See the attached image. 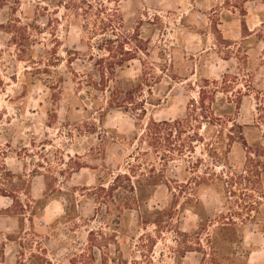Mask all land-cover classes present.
Returning a JSON list of instances; mask_svg holds the SVG:
<instances>
[{
  "label": "rangeland",
  "instance_id": "rangeland-1",
  "mask_svg": "<svg viewBox=\"0 0 264 264\" xmlns=\"http://www.w3.org/2000/svg\"><path fill=\"white\" fill-rule=\"evenodd\" d=\"M202 90L193 154L147 143ZM263 107L264 0H0V264H264Z\"/></svg>",
  "mask_w": 264,
  "mask_h": 264
},
{
  "label": "trees",
  "instance_id": "trees-1",
  "mask_svg": "<svg viewBox=\"0 0 264 264\" xmlns=\"http://www.w3.org/2000/svg\"><path fill=\"white\" fill-rule=\"evenodd\" d=\"M109 25L107 22H104L103 20H101V26L100 27H96L94 26V28H92V34H96L98 30H105L108 29ZM108 42V44H111L110 40H106ZM110 47V46H109ZM109 51L112 53L113 50L109 49ZM121 59L117 60V62H112V60L109 61V65H108V72L110 73V75L115 74L116 69L114 68V66L116 64L121 65L122 62L124 61H129L132 59H135L136 57L134 56L135 52L133 49L131 48H121ZM115 57V56H114ZM104 58H102V60L99 62H103ZM113 59V56H112ZM99 77H100V84H106V73L104 72L103 69H99ZM109 78V76H108ZM138 77L134 80H127L128 81V85L130 86V88H127L125 91H123L120 87L114 86L113 89L111 90L110 93V99L108 100V103L110 105H117V106H122V104H128V105H133V100L135 98V94L140 93L141 92V87L142 84L139 83L138 81ZM222 89L225 91L226 89H228L230 86L226 81V76L223 77L222 79ZM106 86V85H104ZM205 96H206V92L205 91H201L200 92V100H192L190 102V106L188 108V114L185 118L183 119H173V120H162V121H158V120H154L151 119L150 123H148L144 129L143 132V136H145L147 143L151 144V145H155V146H159V145H166L169 148L173 149V145L176 142L178 143V147H177V151L180 152L181 154H184V152L186 151V144L188 143L189 145H187V148L189 150V153L193 154L195 152V149L192 145L193 140H202V136L200 135L199 130H194L193 134L190 130L194 129V124H193V120L198 121V110H203V107L205 106ZM198 105H200L201 109L198 107ZM264 114V107L261 108V115ZM202 118H205L204 115H202ZM215 121H222V122H227L228 123H232L231 127L232 129H234V127H239L238 121H237V117H236V113L234 114H229V115H213L211 118L205 120L204 122L206 123V126L208 127L209 125H213L215 123ZM203 122V123H204ZM202 123V124H203ZM201 124V122L199 123V125ZM202 126V125H201ZM201 127H199L200 129ZM218 137H222L221 134L218 133ZM228 139L230 142L235 140V134L230 132V134H228ZM238 138L242 139L243 142L245 141L243 134L241 133V136H239ZM176 146V145H175ZM176 151V150H174ZM171 153H174L172 151H168V153H165L166 157H172L170 156ZM153 170H150L152 172H154V168H152ZM126 176V175H125ZM121 178V175L118 174L117 176H115V178L113 179V181L111 182V184H109L106 187H102L101 190L104 192H107L106 194H108L109 196H112L113 191L115 189V186L118 182V180ZM150 185L151 186H157L160 183V175H155L152 176V180L150 181ZM166 185L168 186V184L166 183ZM169 187V186H168ZM107 189V190H106ZM154 190H152L151 192H148L147 195L146 194H139L136 196L135 200L139 203L142 202L144 200V197L149 195V198L152 197V195ZM148 200V197L147 199ZM128 205V204H127ZM84 261L79 262L78 260H72V264H97L95 262L94 256H92V254H89L87 256V258H85V256H83ZM47 264H51L50 261L47 262ZM101 264H105L104 261V257L102 256V260H101ZM108 264V263H106Z\"/></svg>",
  "mask_w": 264,
  "mask_h": 264
}]
</instances>
